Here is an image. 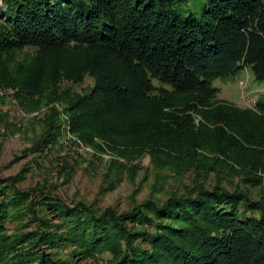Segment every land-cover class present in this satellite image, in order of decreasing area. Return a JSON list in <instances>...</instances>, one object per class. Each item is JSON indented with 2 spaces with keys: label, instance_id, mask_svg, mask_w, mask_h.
<instances>
[{
  "label": "trees",
  "instance_id": "1",
  "mask_svg": "<svg viewBox=\"0 0 264 264\" xmlns=\"http://www.w3.org/2000/svg\"><path fill=\"white\" fill-rule=\"evenodd\" d=\"M0 3V85L61 103L33 150L56 145L68 123L110 154L108 189L124 171L133 179L128 162L143 154L155 191L164 171L179 183L191 174L120 213L41 183L22 189V172L0 177V264H264V92L241 107L213 85L245 70L264 87V0H204L199 11L192 0Z\"/></svg>",
  "mask_w": 264,
  "mask_h": 264
},
{
  "label": "rangeland",
  "instance_id": "2",
  "mask_svg": "<svg viewBox=\"0 0 264 264\" xmlns=\"http://www.w3.org/2000/svg\"><path fill=\"white\" fill-rule=\"evenodd\" d=\"M203 3L204 0H192L191 7L199 11ZM24 56L25 54L18 53L16 59L20 60ZM253 83V75L245 70L230 79L213 81V85L219 88V99L241 107L245 105L244 99L242 100L245 92L248 95H251L253 90L262 92L258 90L262 87ZM91 84L92 80L86 77L84 82L74 86V89L83 90ZM0 93L4 94H0V177L22 172L23 179L19 184L22 189L41 183L69 203L82 201L94 205L99 210L110 207L120 213L151 197L164 200L171 191L180 188V184H188L191 181L190 173L182 176L179 183L177 177L164 171L162 174L168 176L162 180L164 182L161 191H155L153 186L156 172L149 156L143 154L128 162L136 166L134 178L131 179L129 172L124 171L116 186L108 189L103 175L111 160L110 154L95 153L91 146L78 140L76 135L70 132L68 123L63 124L56 145L42 154L31 148L43 134V122L50 108L55 106L59 109V116L62 115L61 103H48L43 100L34 105L31 100L37 97L32 95L34 99L31 96L23 100V94L17 87L0 85ZM247 100H251V97L248 96ZM194 122L197 124L198 119L195 118ZM75 140L80 141V145ZM210 178L212 181L213 175ZM238 180L239 178L234 179L235 182ZM14 226V223L8 224L9 232L14 231ZM73 258L75 264H92L88 259Z\"/></svg>",
  "mask_w": 264,
  "mask_h": 264
},
{
  "label": "built area",
  "instance_id": "3",
  "mask_svg": "<svg viewBox=\"0 0 264 264\" xmlns=\"http://www.w3.org/2000/svg\"><path fill=\"white\" fill-rule=\"evenodd\" d=\"M259 91H262V92H264V87L261 89H259ZM252 93H251V95H248L247 94V92L246 93H244L243 95H245L244 97H243V95H242V100L244 101V103H245V105H247V106H253L254 104H255V102L257 101V99L256 98H259V93H257V92H255V91H251ZM1 94V96L2 95H4V94H2V93H0ZM251 97V100H247V97ZM76 142L80 145V141H78V140H76Z\"/></svg>",
  "mask_w": 264,
  "mask_h": 264
}]
</instances>
